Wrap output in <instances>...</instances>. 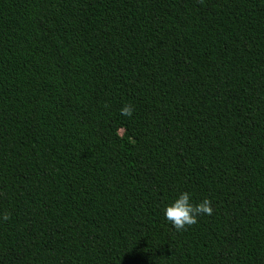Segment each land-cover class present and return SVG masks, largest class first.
Returning a JSON list of instances; mask_svg holds the SVG:
<instances>
[{"label":"trees","instance_id":"obj_1","mask_svg":"<svg viewBox=\"0 0 264 264\" xmlns=\"http://www.w3.org/2000/svg\"><path fill=\"white\" fill-rule=\"evenodd\" d=\"M4 212L0 264H264V0H0Z\"/></svg>","mask_w":264,"mask_h":264},{"label":"clouds","instance_id":"obj_2","mask_svg":"<svg viewBox=\"0 0 264 264\" xmlns=\"http://www.w3.org/2000/svg\"><path fill=\"white\" fill-rule=\"evenodd\" d=\"M121 115L131 118L134 114V107L130 103H126L120 109ZM191 194L187 191L180 194L174 203L167 206L165 211L166 219L172 223L177 231H186L188 227L198 222L200 215H211L213 213L212 201L210 198H204L200 203L193 204L191 202ZM11 214L4 212L0 214V219L8 221Z\"/></svg>","mask_w":264,"mask_h":264}]
</instances>
